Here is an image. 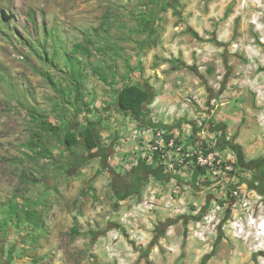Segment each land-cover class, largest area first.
<instances>
[{"label": "rangeland", "instance_id": "obj_1", "mask_svg": "<svg viewBox=\"0 0 264 264\" xmlns=\"http://www.w3.org/2000/svg\"><path fill=\"white\" fill-rule=\"evenodd\" d=\"M155 1L0 0V264H264V229L258 226L264 222L263 197L249 185L251 204L217 198L221 211L212 222L206 218L209 206L193 215L196 207L186 200L192 214L144 212L137 223L140 210L133 198L125 203L118 198L121 188L99 152L78 143L75 154L87 158L81 168L69 167L71 155L59 136L30 116L37 108L42 119L59 126L60 135L68 124L82 132L93 123L101 146L126 139L115 94L129 83L125 70L139 65L147 45L161 41V34L150 33L152 16L162 8L153 7ZM195 2L201 14L211 16H205L207 32L193 37L177 31L172 38L203 47L191 55L186 72L208 95L220 93L217 104L227 100L238 111L233 132L245 125L264 144V0H168L181 24L195 13L187 11ZM76 43L82 47L73 54ZM109 70L112 94L92 82ZM111 117L116 120L104 133ZM45 140L52 142L50 153L43 149ZM178 192L182 198L184 189ZM126 214L131 221L122 223ZM144 214L157 215L156 222ZM192 216V227L185 226ZM159 219L180 225L167 233Z\"/></svg>", "mask_w": 264, "mask_h": 264}, {"label": "crops", "instance_id": "obj_2", "mask_svg": "<svg viewBox=\"0 0 264 264\" xmlns=\"http://www.w3.org/2000/svg\"><path fill=\"white\" fill-rule=\"evenodd\" d=\"M173 2L172 4L180 5ZM152 6L163 8L154 12L150 27V33L162 35L161 41L147 45V53L144 52L146 55L139 58V65H131L127 69L128 71L125 70V75H123V78H127L129 81L128 84H138L149 91L150 96L145 104L146 114L136 117L130 113L122 112L125 116L123 127L126 131V139L122 138L123 140H119L115 145L110 144L109 148H112V150L108 155L109 167L107 169L105 167V170L110 174L115 171L119 175L136 170L138 177L143 176L142 187L144 186V188L153 184L159 187L164 185L173 186L174 190L180 191L184 189L183 200L192 202L196 207L195 211L200 212L203 208L213 204L216 193L206 171L203 168L195 167L187 175L174 174L164 165L151 164L143 160L140 157L137 143L133 138L129 137V128L136 126H161L182 139L190 131L193 133L198 132L201 118H205L207 128L218 136L221 148L233 154L238 164L236 149L242 153L244 152L247 157L252 158L264 153V144L259 140V135H254V132L250 133L245 125L239 126L235 134L233 130L236 122L240 120L238 111L228 105L230 101L225 100V102L222 101L217 104V98L221 96L220 93L215 96L208 95L204 86L198 85V81L187 74L186 69L189 66L191 55L194 51H201L203 47L199 44L187 47L186 44L175 43L172 39L175 32L183 30H186L189 34H194L193 37L201 36L204 31L205 33L207 32L208 24L205 23V16L208 18L211 16L201 14L202 11L197 7V2L189 3L187 11L194 10L195 13L193 16L183 20L181 24L180 19L182 16L179 17V20L174 19L175 16L180 14L169 7L168 0L155 1ZM154 10L156 11V9ZM199 14L203 16L201 19L198 16ZM140 62H142L141 65ZM131 68H134V71ZM92 82L95 85L104 84L110 94V86L115 81L113 74L109 70L97 74ZM116 98L117 93L115 94V100ZM104 99L109 101L110 95L107 98L104 97ZM115 110H117V107H115ZM110 114L111 112H109ZM109 115L104 114L103 116L108 117ZM115 120L114 117L105 120L107 122H104L102 126L104 133L110 131V126L107 125ZM48 121L51 122V120ZM64 130L65 128H63ZM48 143L51 144L52 142L45 140L43 146L50 149L49 145H47ZM102 147L106 146L103 145ZM119 169H123V171H119ZM101 179L102 177H98L97 180L101 181ZM140 194V191H132L129 194L120 193L118 198L122 203H125ZM156 216L151 215L146 216V218L155 219L156 222ZM192 217L193 219H189L187 224H184L185 226L192 227V220H194L195 216ZM171 219L168 218L167 221H171ZM159 221L163 222L161 219ZM166 223L168 222H163V224ZM159 225L156 223V227H159ZM178 225L180 223L169 224L167 233ZM195 230L200 231L197 228ZM158 231H156V234L159 233ZM165 237L166 234L164 233L162 239H165ZM161 243H163V240ZM215 254L217 255L218 253ZM216 255L212 257V260L215 259Z\"/></svg>", "mask_w": 264, "mask_h": 264}, {"label": "built area", "instance_id": "obj_3", "mask_svg": "<svg viewBox=\"0 0 264 264\" xmlns=\"http://www.w3.org/2000/svg\"><path fill=\"white\" fill-rule=\"evenodd\" d=\"M129 137L137 143L140 157L157 165H164L174 174L187 175L195 167L205 169L210 178L211 185L216 190L213 204L209 206L206 218L212 222L217 218L221 207L217 198L231 199L240 207L248 206L252 202V191L248 189L249 174L239 167L233 154L222 149L218 136L212 133L205 124V118H201L198 132L192 131L180 139L164 127L153 128L136 126L129 128ZM179 190L163 192L157 185H148L142 193L134 197L133 207L140 210L136 212L134 220L145 212H168L170 216L192 214L183 198H178ZM259 206H263L260 202ZM199 211H194L197 214ZM129 215H132L129 213ZM144 216H147L144 214ZM126 214L122 223L130 222ZM254 220V217H252ZM193 221V220H192ZM197 226L199 221H195ZM138 223V222H137ZM264 223L261 221L259 225ZM196 234L202 235L197 230ZM132 237L145 241L144 236L136 233Z\"/></svg>", "mask_w": 264, "mask_h": 264}, {"label": "trees", "instance_id": "obj_4", "mask_svg": "<svg viewBox=\"0 0 264 264\" xmlns=\"http://www.w3.org/2000/svg\"><path fill=\"white\" fill-rule=\"evenodd\" d=\"M44 33L46 35L51 34L49 30L45 26H43ZM82 47V44L76 43L73 48V54H77ZM85 51H88V48H85ZM44 57L46 59V56L48 52L45 50ZM132 71H134V68H131ZM150 93L147 89L144 87L138 85V84H127L124 85L122 88H120L117 91V98H116V107L118 110L124 113H130L132 116L140 117L144 116L146 114L145 112V104L147 100L149 99ZM30 116L32 119L36 121H40L43 129L47 132H51L54 135H58L61 141V144L63 146V149L65 151H68L72 156H75L74 147L78 143H85L86 148L89 151H93L96 148H101L100 142L98 140V137L96 136L95 130L93 128V123H89L87 126L84 127L83 131L80 132L78 128L72 127L70 124H68L65 127L63 135H60V128L57 125H54L52 122L48 120L42 119L41 114L38 112L37 108H32L30 111ZM44 151L46 153H50V149L43 147ZM110 151L112 148L109 149ZM110 153V152H109ZM78 155V154H77ZM109 154H107L108 157ZM106 167V165L104 166ZM205 170V169H204ZM16 207L13 206L12 212H15ZM4 224L0 222V231H2ZM73 231L76 233L78 232V226L75 224L73 226ZM164 231L161 232V236H163Z\"/></svg>", "mask_w": 264, "mask_h": 264}, {"label": "flooded vegetation", "instance_id": "obj_5", "mask_svg": "<svg viewBox=\"0 0 264 264\" xmlns=\"http://www.w3.org/2000/svg\"><path fill=\"white\" fill-rule=\"evenodd\" d=\"M237 132H235L236 134ZM109 147H101V148H96L95 150L99 152L97 157L99 156L102 158V166L106 165V169L109 167L108 165V157L107 154H109L110 150ZM235 149V148H234ZM93 150V151H95ZM92 152V151H91ZM238 162L239 164L252 171L251 176L248 179V185L250 188L258 194H260L261 198L263 197L261 203L264 206V153L260 154L256 157L249 158L246 156V154L243 152H240L239 150H235ZM96 157V156H95ZM87 156L83 155H75L69 158L68 161V166L73 167V166H79L81 168L82 163L85 162ZM90 160V159H88ZM83 166V165H82ZM111 176L113 178V184L114 186L119 185L121 188V194H129L132 191H140L143 185V176L138 177L137 176V171L132 170L128 173H125L123 175L117 174L115 171H112ZM140 188V189H137ZM169 223V222H168ZM168 223L166 224H161L162 226L169 225ZM264 252L262 251L261 254Z\"/></svg>", "mask_w": 264, "mask_h": 264}, {"label": "bare ground", "instance_id": "obj_6", "mask_svg": "<svg viewBox=\"0 0 264 264\" xmlns=\"http://www.w3.org/2000/svg\"><path fill=\"white\" fill-rule=\"evenodd\" d=\"M260 227V229H264V223H262L261 225H258ZM259 229V228H258ZM263 232V231H262Z\"/></svg>", "mask_w": 264, "mask_h": 264}, {"label": "water", "instance_id": "obj_7", "mask_svg": "<svg viewBox=\"0 0 264 264\" xmlns=\"http://www.w3.org/2000/svg\"><path fill=\"white\" fill-rule=\"evenodd\" d=\"M132 115V114H131ZM134 116V115H133ZM159 127H161V126H154L153 128H159Z\"/></svg>", "mask_w": 264, "mask_h": 264}]
</instances>
